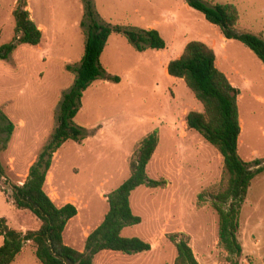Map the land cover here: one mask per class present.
<instances>
[{
  "label": "rangeland",
  "instance_id": "374dc122",
  "mask_svg": "<svg viewBox=\"0 0 264 264\" xmlns=\"http://www.w3.org/2000/svg\"><path fill=\"white\" fill-rule=\"evenodd\" d=\"M17 0H0V45L14 34L12 12ZM30 18L43 33L36 47L19 46L8 62L0 61V110L14 124V133L0 153L8 181L22 185L28 169L56 127L57 111L83 54V4L80 0H26ZM236 6L238 32L264 39V0H203ZM97 20L111 27L157 30L164 50L138 53L118 34H112L100 57L108 76L83 94L75 124L83 130L80 143L66 142L54 155L45 192L57 208L70 204L78 214L67 224L66 245L83 251L86 237L107 213L106 196L129 176V161L138 143L157 130L159 144L147 167L151 180L165 181L158 189L138 187L130 197L131 210L141 224L122 231L138 238L151 251L124 255L102 251L93 264H173L176 250L169 237L184 234L198 264H229L219 247L218 217L198 196L220 185L222 157L184 121L188 112H201L200 103L182 80L167 75V64L180 56L190 41H201L216 54V66L238 89L241 133L238 153L255 170L264 166V67L236 41L223 38L217 27L190 9L183 0H92ZM242 206L237 240L238 264H264V172L251 182ZM0 219L16 231L37 230L39 221L17 210L3 182ZM3 190L5 193H3ZM0 236V246L2 245ZM259 244V245H256ZM13 264H39L28 243Z\"/></svg>",
  "mask_w": 264,
  "mask_h": 264
},
{
  "label": "trees",
  "instance_id": "16d2710c",
  "mask_svg": "<svg viewBox=\"0 0 264 264\" xmlns=\"http://www.w3.org/2000/svg\"><path fill=\"white\" fill-rule=\"evenodd\" d=\"M83 4V21L80 28L85 41L83 54L77 67L66 70L74 75L70 89L62 96L57 111L56 127L48 141L28 169L22 185L8 181L7 170L0 161V190L2 182L11 191L10 199L17 210L29 211L38 221L37 230L22 233L10 228L0 219V264H13L23 248L30 243L39 264H93L102 251L124 255H137L151 251V245L138 238H125L122 231L141 224L142 220L131 210L130 197L138 187L158 189L165 181L151 180L147 167L159 144L157 130L147 134L137 145L129 161V176L106 196L108 210L102 222L86 237L83 251H77L64 243L63 234L69 221L78 214L76 207L67 204L58 207L45 192L47 175L54 155L66 142L80 143L83 130L75 124L83 94L91 85L107 75L100 64L109 37L122 35L134 50L161 51L166 47L157 30H135L111 27L97 20L92 0H80ZM186 5L201 14L206 22L215 26L224 39L236 41L248 49L264 67V39L248 32H238L240 16L235 5L209 4L203 0H183ZM14 34L12 40L0 45V61L8 62L10 55L23 45L36 47L43 41V33L30 18L26 0H17L12 12ZM216 54L206 43L188 42L180 56L167 64V75L182 80L202 107L201 112H188L184 121L189 131L196 132L222 157L221 183L217 188L198 196L203 202L210 198V206L218 217V245L227 254L229 264H238L242 247L237 240L242 206L253 179L264 172L262 162L254 161L255 170L243 161L238 153L241 126L238 112L239 91L231 85L227 76L216 66ZM106 80L117 83L118 77L107 75ZM14 124L0 110V153L14 133ZM3 193L4 190H3ZM176 256L173 264H198L189 245V237L177 234L169 237ZM264 263V258H263Z\"/></svg>",
  "mask_w": 264,
  "mask_h": 264
},
{
  "label": "crops",
  "instance_id": "0c3cea01",
  "mask_svg": "<svg viewBox=\"0 0 264 264\" xmlns=\"http://www.w3.org/2000/svg\"><path fill=\"white\" fill-rule=\"evenodd\" d=\"M63 239V238H62ZM64 240V239H63ZM65 243V242H64ZM31 245V244H30ZM256 245H259V244H256ZM24 253V248H23V250H22V252L17 256L18 258H20L21 257V255ZM35 256V255H34ZM17 259V258H16Z\"/></svg>",
  "mask_w": 264,
  "mask_h": 264
}]
</instances>
